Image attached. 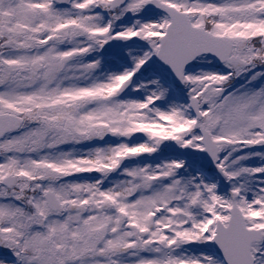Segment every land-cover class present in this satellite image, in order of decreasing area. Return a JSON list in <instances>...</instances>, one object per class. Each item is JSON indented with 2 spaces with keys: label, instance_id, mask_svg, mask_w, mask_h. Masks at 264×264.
Wrapping results in <instances>:
<instances>
[{
  "label": "snow or ice",
  "instance_id": "obj_1",
  "mask_svg": "<svg viewBox=\"0 0 264 264\" xmlns=\"http://www.w3.org/2000/svg\"><path fill=\"white\" fill-rule=\"evenodd\" d=\"M0 264H264V0H0Z\"/></svg>",
  "mask_w": 264,
  "mask_h": 264
}]
</instances>
